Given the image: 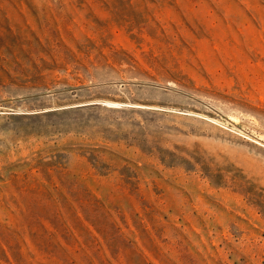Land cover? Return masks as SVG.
<instances>
[{"label": "rangeland", "instance_id": "1", "mask_svg": "<svg viewBox=\"0 0 264 264\" xmlns=\"http://www.w3.org/2000/svg\"><path fill=\"white\" fill-rule=\"evenodd\" d=\"M0 264H264V0H0Z\"/></svg>", "mask_w": 264, "mask_h": 264}, {"label": "bare ground", "instance_id": "2", "mask_svg": "<svg viewBox=\"0 0 264 264\" xmlns=\"http://www.w3.org/2000/svg\"><path fill=\"white\" fill-rule=\"evenodd\" d=\"M114 103V102H113ZM120 104V103H119ZM141 107V106H140Z\"/></svg>", "mask_w": 264, "mask_h": 264}]
</instances>
